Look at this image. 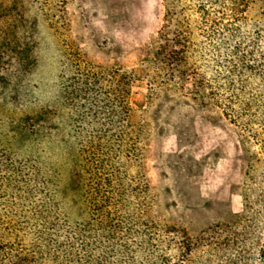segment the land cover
Listing matches in <instances>:
<instances>
[{
	"label": "trees",
	"instance_id": "16d2710c",
	"mask_svg": "<svg viewBox=\"0 0 264 264\" xmlns=\"http://www.w3.org/2000/svg\"><path fill=\"white\" fill-rule=\"evenodd\" d=\"M14 1L21 11L22 0ZM165 2L164 23L152 38L154 58L147 60L149 82L170 90L191 80L199 105L219 109L237 128L245 156L264 162V0ZM5 16L0 5V19ZM251 23L257 36L244 40L242 24ZM197 33L207 38L204 48L193 40ZM3 39L0 90L12 102L36 101L29 78L35 58L31 65L29 49ZM203 49H212L211 57L204 50L199 65L195 57ZM82 58L70 73L65 69L58 98L42 116L12 120L10 130L0 119V264H166L156 194L143 173H129L145 143L130 101L140 75ZM155 127L163 134L167 125ZM244 215L234 213L233 222ZM228 225V235L221 237L218 227L215 241L203 246L221 264H264L257 225ZM179 245L188 258L198 243L187 238Z\"/></svg>",
	"mask_w": 264,
	"mask_h": 264
},
{
	"label": "rangeland",
	"instance_id": "374dc122",
	"mask_svg": "<svg viewBox=\"0 0 264 264\" xmlns=\"http://www.w3.org/2000/svg\"><path fill=\"white\" fill-rule=\"evenodd\" d=\"M29 3L30 0L17 3L22 6L20 11L13 9L14 0H0L7 12L0 19V44L5 38L13 42L9 47H26L30 64L36 60L29 73L36 101L12 102L0 90L3 127L10 130L12 120L42 116L44 106L52 108L65 69L70 73L80 56L109 68L136 69L140 77L132 82L130 101L134 119L143 124L146 134L143 154L138 162L129 164V173H143L156 194L153 213L167 234L164 253L170 260L166 264H221L215 250L203 244L215 241L218 227L222 229L221 237L228 235V224L242 229L255 223L257 236L262 237L263 157L245 156L237 128L225 120L219 109L199 105L193 98L191 80L183 83V89L172 86L170 90L160 88L159 81L149 82L147 60L154 58L152 38L164 23L165 0ZM252 15L257 12L252 11ZM241 35L244 40L257 36L255 25L242 24ZM206 39L201 34L193 38L202 48ZM204 50L196 54L199 65ZM205 51L211 57L212 49ZM195 58H190V63ZM13 64L19 71V61L13 58ZM167 93L169 100L164 99ZM161 122L167 125L163 134L155 127ZM17 150L21 157L31 155L27 150ZM234 213L245 215L233 222ZM185 238L198 243L188 258L179 247Z\"/></svg>",
	"mask_w": 264,
	"mask_h": 264
}]
</instances>
